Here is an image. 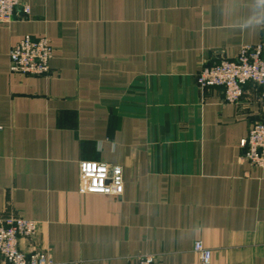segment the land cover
<instances>
[{"label": "crops", "instance_id": "obj_1", "mask_svg": "<svg viewBox=\"0 0 264 264\" xmlns=\"http://www.w3.org/2000/svg\"><path fill=\"white\" fill-rule=\"evenodd\" d=\"M0 25V216L37 223L53 264H264V168L242 155L261 91L227 104L196 75L264 44V0H23ZM25 36L46 77L12 75ZM120 166V197L80 196L78 164ZM23 248L26 245L23 244Z\"/></svg>", "mask_w": 264, "mask_h": 264}, {"label": "built area", "instance_id": "obj_2", "mask_svg": "<svg viewBox=\"0 0 264 264\" xmlns=\"http://www.w3.org/2000/svg\"><path fill=\"white\" fill-rule=\"evenodd\" d=\"M24 15L30 10L23 0H0V25L11 22L15 10ZM54 50L47 38L25 36L8 53L9 72L12 75L46 77L50 74V61ZM199 89L218 87L223 90L227 104L240 102L246 84H253L261 91L264 100V44L240 48L233 60L219 59L204 66L196 75ZM242 159L254 168H264V124L251 125L247 138L241 142ZM124 190V174L120 166L81 161L78 164V189L80 196L99 195L120 197ZM37 223L17 214L0 216V264H53L46 250L34 244ZM23 244L26 248H23ZM193 252L200 264H210L211 251L199 241ZM137 264H157L151 255H140Z\"/></svg>", "mask_w": 264, "mask_h": 264}]
</instances>
